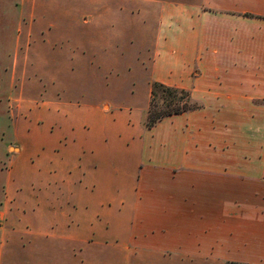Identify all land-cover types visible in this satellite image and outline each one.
I'll return each instance as SVG.
<instances>
[{
  "label": "crops",
  "instance_id": "0c3cea01",
  "mask_svg": "<svg viewBox=\"0 0 264 264\" xmlns=\"http://www.w3.org/2000/svg\"><path fill=\"white\" fill-rule=\"evenodd\" d=\"M142 3L138 68L200 107L148 128L146 103L45 101L41 122L32 110L12 125L0 264H84L115 248L129 263L264 264V0ZM93 50L89 69L114 70Z\"/></svg>",
  "mask_w": 264,
  "mask_h": 264
},
{
  "label": "rangeland",
  "instance_id": "374dc122",
  "mask_svg": "<svg viewBox=\"0 0 264 264\" xmlns=\"http://www.w3.org/2000/svg\"><path fill=\"white\" fill-rule=\"evenodd\" d=\"M144 1L0 0V144L32 110L41 122L45 101L75 105L88 98L105 110L144 103L149 109L151 83L137 60L142 42L150 39V28L141 21ZM93 48L102 54L99 62L108 57L107 64L115 63L114 70L89 69ZM91 76H97L98 85H85ZM155 104L157 111L163 109L159 93ZM4 166L5 161L0 169ZM100 253L101 262L90 263L86 255L84 264H192L170 256L162 263H129L120 248Z\"/></svg>",
  "mask_w": 264,
  "mask_h": 264
},
{
  "label": "trees",
  "instance_id": "16d2710c",
  "mask_svg": "<svg viewBox=\"0 0 264 264\" xmlns=\"http://www.w3.org/2000/svg\"><path fill=\"white\" fill-rule=\"evenodd\" d=\"M158 93L162 99L163 107L159 111H157V105L155 104V97ZM150 94V107L146 119V127L148 128L167 116L180 114L200 107V104L192 99L188 90L167 86L160 82H152Z\"/></svg>",
  "mask_w": 264,
  "mask_h": 264
}]
</instances>
